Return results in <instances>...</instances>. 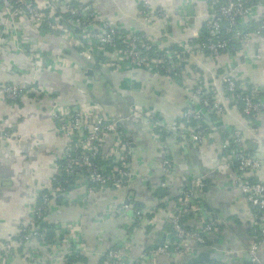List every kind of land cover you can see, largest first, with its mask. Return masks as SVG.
Masks as SVG:
<instances>
[{
  "label": "crops",
  "instance_id": "1",
  "mask_svg": "<svg viewBox=\"0 0 264 264\" xmlns=\"http://www.w3.org/2000/svg\"><path fill=\"white\" fill-rule=\"evenodd\" d=\"M75 1L92 6L100 17L119 25L125 35L144 34L160 47L184 42L193 49L203 39L205 15L215 6L214 0H149L152 8L169 16L146 23L138 14L143 0ZM262 18L264 0H255L249 14L237 22L228 49L218 57L196 52L182 63V78L176 80L141 66L114 69L103 64L107 53L100 55L103 62L94 61L68 39L16 17L10 23L15 31L0 36V88L21 82L27 85V92L10 99L0 91V132L9 131L12 136L0 140V264L67 262V246L51 245L49 236L27 242L44 255L43 262L26 259L19 247L13 248L10 257L2 252L8 239L32 223L34 206L51 183L62 153L63 137L51 115L53 102L98 103L116 119L130 143L128 186L97 187L84 199L78 198V190L70 189L53 197L46 207L45 221L72 223L79 230L85 251L81 262L105 264L107 249L125 240L128 255L123 264H132L133 258L150 247L174 240L168 233V213L184 185L193 182L196 199L217 219L207 246L198 251L214 249L212 261L227 264L249 260L247 248L257 231L255 209L239 189L220 140L223 134L230 138L232 131L239 130L242 148L260 162L247 175L264 184V112L245 115L241 104L224 91L220 78L232 71L241 91H252L264 99V37L250 34L240 38L242 30L253 29ZM5 21L0 5V28ZM225 26L222 35L229 37ZM198 84L206 94L218 96L224 106L222 113H214V119L195 93ZM188 107L201 110L205 126L197 122L204 129L199 143L174 128ZM112 141L109 137L103 152ZM165 158L171 161L169 170L163 166ZM162 181L170 185L169 190L159 186ZM123 201L130 209L116 211ZM132 208L144 209L146 215L137 217ZM197 222L192 216L184 220L188 227ZM189 245L194 254L197 248ZM259 255L264 264V244ZM189 257L161 254L145 264H182Z\"/></svg>",
  "mask_w": 264,
  "mask_h": 264
},
{
  "label": "built area",
  "instance_id": "2",
  "mask_svg": "<svg viewBox=\"0 0 264 264\" xmlns=\"http://www.w3.org/2000/svg\"><path fill=\"white\" fill-rule=\"evenodd\" d=\"M255 0H214L215 6L205 15V33L203 39L193 49L188 43L176 42L170 47L156 46L144 34L133 33L125 35L120 26L100 17L95 9L75 0H0L2 14L6 17L0 28V36L4 32L15 31L10 23L15 18H27L31 25L46 33L68 39L73 45L81 48L92 60L103 62L100 55L107 53L103 64L117 70L141 66L150 71H160L174 77L182 78V63L196 52L208 53L218 57L225 52L232 36L237 32L239 19L249 14ZM138 14L146 23L155 17L167 18L169 15L162 10L151 7L149 0H143ZM229 37H223L222 27ZM250 34L264 37V18L251 30L244 29L240 38ZM25 40V37L22 38ZM264 51V45L262 47ZM40 57V54L38 55ZM220 81L226 93L241 104L245 115L264 112V99H260L252 91H241L232 71L221 75ZM0 91L10 99H17L27 92V85L21 82L5 84ZM195 93L202 107L214 113H222L224 106L216 95H208L202 90L201 84L196 85ZM139 114L141 113L138 111ZM201 110L188 107L182 119L174 125L184 132L191 140L199 143L204 129L195 125ZM51 115L58 125L63 137V150L55 163V171L51 183L41 193L39 201L33 209L32 223L22 228L21 232L2 245V252L10 257L14 247L24 250L26 259L43 262L44 255L37 248L30 247V239H43L51 236V245L67 246L65 258L71 255H83L84 246L77 233L79 230L72 223H49L45 221V211L53 197L67 190L79 191L78 198L84 199L97 187H126L132 176L130 161V143L120 131L118 122L107 115L96 102L75 103L71 105L53 102ZM157 124V123H156ZM221 132L222 129L220 130ZM109 137L113 138L107 152H103ZM9 131L0 132V140L11 139ZM220 148L226 153L228 161L234 168V177L239 189L247 201L255 209L254 225L256 233L247 248L250 264H261L260 246L264 244V184L252 180L247 175L260 162L242 148V137L239 130L232 131L230 138L222 136ZM166 170L171 168L168 158L163 160ZM196 183H186L180 190L177 202L168 213L167 224L169 234L174 240L154 245L132 259V264H145L157 255L173 256L176 254L193 255L189 243H193L194 252L205 248L209 242V234L217 226V219L207 211L195 196ZM159 186L169 190L170 185L162 181ZM130 209L127 202H121L115 207L120 212ZM135 216L143 217L146 210L132 208ZM195 217L197 224L188 227L184 220ZM125 240L111 246L105 252V264H123L127 258ZM194 253V254H195ZM64 258V259H65ZM77 264H85L78 262ZM196 264H227L226 262L204 261Z\"/></svg>",
  "mask_w": 264,
  "mask_h": 264
},
{
  "label": "water",
  "instance_id": "3",
  "mask_svg": "<svg viewBox=\"0 0 264 264\" xmlns=\"http://www.w3.org/2000/svg\"><path fill=\"white\" fill-rule=\"evenodd\" d=\"M203 178L200 179V182H203ZM214 249L206 248L204 250L198 251L197 253L191 255L184 263L182 264H196L199 262L209 261L214 259L215 255H213ZM242 264H250L249 260L243 261Z\"/></svg>",
  "mask_w": 264,
  "mask_h": 264
},
{
  "label": "trees",
  "instance_id": "4",
  "mask_svg": "<svg viewBox=\"0 0 264 264\" xmlns=\"http://www.w3.org/2000/svg\"><path fill=\"white\" fill-rule=\"evenodd\" d=\"M209 111H211V110H209ZM210 113H211V118L212 119L216 118V115L214 114L213 111H211ZM201 120H202V115L200 114L199 118L194 121V124L196 125L197 122L199 121L200 124H202V126H205L204 123H202ZM224 135H227V133L223 134V136ZM48 238L51 239V236H49ZM82 260H83V257H80V255H77V254L76 255H71V256L66 258V261H67L66 264H70L71 262H74V261L75 262H81Z\"/></svg>",
  "mask_w": 264,
  "mask_h": 264
}]
</instances>
